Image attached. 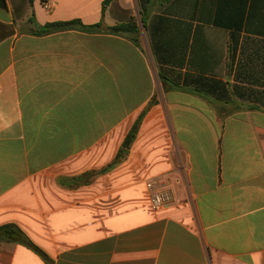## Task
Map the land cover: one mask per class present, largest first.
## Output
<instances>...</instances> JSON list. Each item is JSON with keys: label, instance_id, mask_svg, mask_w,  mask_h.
Instances as JSON below:
<instances>
[{"label": "crops", "instance_id": "crops-1", "mask_svg": "<svg viewBox=\"0 0 264 264\" xmlns=\"http://www.w3.org/2000/svg\"><path fill=\"white\" fill-rule=\"evenodd\" d=\"M10 225L46 257L0 264H264V0H0Z\"/></svg>", "mask_w": 264, "mask_h": 264}, {"label": "trees", "instance_id": "trees-1", "mask_svg": "<svg viewBox=\"0 0 264 264\" xmlns=\"http://www.w3.org/2000/svg\"><path fill=\"white\" fill-rule=\"evenodd\" d=\"M79 25H81V28L83 30L89 29V28H86L80 20H73L71 22H66V23L47 24L46 26L41 27L39 29V33L47 34V33L53 32V31H58V30L66 29V28H72L74 26H79ZM97 27H100V25H97ZM138 30H139V25H138V22H136V21L126 23V24H119V25H116V26L109 28L110 32L117 33V34H119V33L136 34L138 32ZM141 121H142V118H140L136 122V124L133 126L131 132L129 133V135L125 139V141H124V143L120 149L118 160L123 158L128 153L129 149L131 148L132 144L134 143L136 136H137V133L139 131ZM0 232H2L4 234L6 241L26 244L27 246L31 247L32 249H34L37 252L42 254V251L39 250V248L36 247L32 242H30L28 240V238L26 237V235L18 227L14 226V225L5 226V227L0 229ZM42 255L44 257H46L44 254H42Z\"/></svg>", "mask_w": 264, "mask_h": 264}, {"label": "built area", "instance_id": "built-area-1", "mask_svg": "<svg viewBox=\"0 0 264 264\" xmlns=\"http://www.w3.org/2000/svg\"><path fill=\"white\" fill-rule=\"evenodd\" d=\"M146 185L151 194V206L154 211H160L175 201L171 186L158 184L155 180H149Z\"/></svg>", "mask_w": 264, "mask_h": 264}]
</instances>
